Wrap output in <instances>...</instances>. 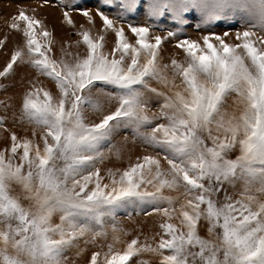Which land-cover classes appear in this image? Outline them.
<instances>
[{
	"label": "snow or ice",
	"instance_id": "snow-or-ice-1",
	"mask_svg": "<svg viewBox=\"0 0 264 264\" xmlns=\"http://www.w3.org/2000/svg\"><path fill=\"white\" fill-rule=\"evenodd\" d=\"M60 2L75 8L76 0ZM103 3L118 5L122 17L141 6V0ZM144 8L152 18L169 14L178 26L195 11L197 29L237 19L249 28L236 32L240 43L230 44L223 38L228 31L197 41L179 39L178 30L161 37L152 34L153 25L129 24L133 44L123 27L97 9L103 30L114 33L110 50L104 51V36L82 31L77 44L83 51L62 48L56 58L53 34L35 15L21 10L12 18L9 27L22 31L23 46L0 77L14 72L20 60L54 82L58 93L54 97L34 86L22 97L20 115L42 129V146L13 133L10 155L6 159L0 152V264H72L67 251L81 238L90 235L85 243H95L106 236L105 218L115 221L120 211L131 218L137 210L163 218L159 241L153 246L132 239L123 252L109 245L103 264H128L144 253L153 264H264V202L247 194L253 189L264 194V37L254 41L257 33L251 30L264 32V0H144ZM75 10L92 21L89 10ZM63 18L73 25L69 11ZM169 38L177 39L183 62L160 63ZM149 80L172 92L159 105L158 118L147 115V106L163 94ZM230 93L237 97L232 112L224 108ZM89 110L98 122H86ZM129 128L134 141L155 154H144L118 175L110 171V182L102 183L96 169L106 158L101 148L115 132ZM14 183L22 186V197L10 194ZM240 185L242 198L233 200L229 189ZM56 215L59 223L53 224ZM202 220L207 238L198 234ZM98 256L94 252L90 264H98Z\"/></svg>",
	"mask_w": 264,
	"mask_h": 264
},
{
	"label": "rangeland",
	"instance_id": "rangeland-1",
	"mask_svg": "<svg viewBox=\"0 0 264 264\" xmlns=\"http://www.w3.org/2000/svg\"><path fill=\"white\" fill-rule=\"evenodd\" d=\"M76 8L89 10L92 21L89 22L87 17H84L75 10ZM97 9L113 19L117 27H123L127 39L133 44L135 37L128 29L129 24L137 26L153 25L151 28L152 34L160 35L161 37H165L169 30H178L179 39L189 38L197 41H201L204 35L213 32L223 37V33L228 31L229 35L223 38L230 44L240 43L236 39V32H242L249 28L246 22L237 19L228 23L218 21L214 25H202L197 29L196 24L199 22V15L195 11L186 14L185 18L189 21L186 25L178 26L167 13L159 18L149 17L144 8V0H141V6L135 13H129L124 17L121 16L118 5L107 6L103 3V0H76L75 8L73 9H69L65 4H61L60 0H49V2H45V0H0V41L4 42L0 44V71L11 61L12 54L23 46L22 31L9 27L12 18L21 10L30 16L35 15L46 26L47 30L53 34L56 58H60L63 55L62 48L72 53L76 52L78 47L81 52L83 51L82 44H77L78 41H82V37L79 34L82 31H89L90 35L95 38L104 36V43L106 45L104 51L108 52L110 47L114 45V33L103 30L104 26L97 15ZM64 11H69L73 19L72 26L65 23L63 18ZM251 30L257 33V36L253 37L254 41L259 37H264V32H261L259 28H252ZM176 42V38H169L163 42L161 47V64H170L172 59H176L178 62L185 60L182 50L175 47ZM257 46L259 47L260 45L257 44ZM25 59L27 58L25 57ZM169 75L171 74L169 73ZM53 83L50 82L49 78L40 76L30 65H26L20 60L14 65V72L9 73L7 77H0V119L3 120V124H0V152L5 153L6 159L10 155L8 150L11 147V135L13 133L20 139H31L42 146V141L40 140V136L43 134L42 129L29 123L20 115L22 97L34 86L44 88L55 97L58 89H54ZM176 83H180L179 78H177ZM149 84L151 88L157 89V93L163 94L157 96L147 106V115L150 118H158L159 105L164 102V96L171 95L172 92L169 87H166L160 81L149 80ZM148 95L152 96L153 94L149 91ZM236 98L235 93H230L226 96L224 108L228 112H232L235 108L234 102ZM87 115L88 120L86 122H98V115L96 113L89 110ZM158 122L164 121L159 119L154 120V123ZM142 130L148 131L150 129L146 128ZM33 132L36 133L35 136H33ZM101 151L105 153L106 158L103 161L97 162L96 169H99V173L103 178L102 183L110 182V171L118 175L144 154H155L151 148H147L138 141H134L132 129L130 128L115 132L110 138V142L102 146ZM237 154L238 152L231 153L230 155L234 158ZM14 163H19V160L16 159ZM24 171L27 172V169L25 168ZM10 194L14 197H22V186L15 183L10 185ZM228 194L233 200L241 199L243 186H238L235 191L229 189ZM247 194L253 195L258 200L264 202V194L254 189ZM172 195L175 196L176 193H172ZM220 201L223 203V194L220 195ZM21 202L25 207L28 206L29 202L27 200L22 199ZM138 211L133 212L131 218L125 211L118 212L115 221L110 217L105 218L103 231L106 232V236L96 238L95 243H85V240H91L90 235L81 238L74 247L67 251L66 255L68 259L72 261V264H90L91 255L95 252L99 253L98 264H103L105 254L109 252V245L112 246L114 252H123L127 243L132 239H138L141 244L149 243L155 246L160 239V236L157 235L159 232L158 223L163 218L155 214L153 218L144 216L142 213L138 215ZM153 219L157 222L155 226L153 225ZM51 222L53 224L59 223L58 215L54 216ZM171 222L178 224V220L175 218ZM125 223L127 224L126 227ZM206 225L207 222L203 220L198 225V234L202 238H207ZM96 227L97 230H100V226ZM0 230H3V225H0ZM77 249H83L81 255L76 254ZM144 260H147L149 264H153L151 254L147 253L132 257L128 264H142Z\"/></svg>",
	"mask_w": 264,
	"mask_h": 264
},
{
	"label": "bare ground",
	"instance_id": "bare-ground-1",
	"mask_svg": "<svg viewBox=\"0 0 264 264\" xmlns=\"http://www.w3.org/2000/svg\"><path fill=\"white\" fill-rule=\"evenodd\" d=\"M12 80H13V79H12ZM6 105H7V104H6ZM126 226H127V224L125 223V227H126ZM122 228H123V227H122ZM122 228H121V229H122ZM122 232H123V231H122ZM113 233H114V232H113ZM114 234H115V233H114ZM125 234H126V232H125Z\"/></svg>",
	"mask_w": 264,
	"mask_h": 264
}]
</instances>
